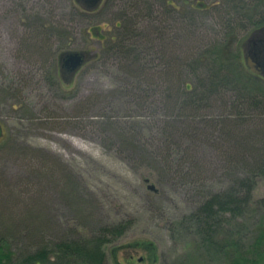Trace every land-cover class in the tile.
I'll return each mask as SVG.
<instances>
[{
  "label": "rangeland",
  "instance_id": "rangeland-1",
  "mask_svg": "<svg viewBox=\"0 0 264 264\" xmlns=\"http://www.w3.org/2000/svg\"><path fill=\"white\" fill-rule=\"evenodd\" d=\"M136 1L148 0H102L97 9L79 7L76 0H0V223L37 219L46 224L39 228L42 234L27 233V227L6 233L7 264H22L41 244L51 250L46 264H59L54 256L58 241L87 238L120 224L124 232L102 244L105 264H228L227 252L219 247L230 235L245 254L264 234V208L257 203L264 198L262 177L254 180L251 200L237 220L227 214L208 229L191 218L201 188H228V168L217 138L203 134L193 147L190 141L166 142L149 53L138 62L147 66V75L137 78L111 52L122 28L124 35L143 34L164 20L156 10L161 14L160 5L154 4L152 13L144 7L132 12L129 6ZM196 1L211 5L215 0ZM245 1L254 4L247 14L257 17L259 0ZM197 18L200 27L195 25L186 48L197 53L199 47L233 39L216 27L215 18ZM175 24L169 33L180 52L183 20L178 17ZM237 25L242 29L233 45L240 49L246 82L257 81L264 94V77L248 59L255 28H246L245 20ZM67 51L95 58L58 77V55ZM124 129L135 137V150L123 144ZM202 129L209 135L208 128ZM164 146L167 154L159 151ZM167 161L175 166L182 161L183 172L188 171L184 165L191 171L195 163L201 180L194 187L174 166L166 170Z\"/></svg>",
  "mask_w": 264,
  "mask_h": 264
},
{
  "label": "trees",
  "instance_id": "trees-1",
  "mask_svg": "<svg viewBox=\"0 0 264 264\" xmlns=\"http://www.w3.org/2000/svg\"><path fill=\"white\" fill-rule=\"evenodd\" d=\"M154 4L160 5L161 14ZM252 5L245 0H215L211 5L198 3L196 0L136 1L129 6L132 12L134 7H144L145 10H150V13L156 9L161 18L164 17L166 22H170L171 28L167 29L166 22L161 20V23L156 26L158 31L151 29L148 33L135 35V32H129L128 35H124L125 29L122 26V34H118L116 39L113 38L117 43L111 47V52L122 64L136 71L134 74L137 78L147 75L145 69L147 66L138 63L142 61L140 58L147 53L149 54L145 56L151 55L153 75L156 79L152 77L150 82L156 88V98L159 100L160 110L163 113L159 123L167 143L171 142L179 146L181 143H176L179 139L190 141L193 147V142L198 141V137L203 134L210 139L217 138L220 142L221 160L229 172L227 175L229 186L221 192H205L199 187L202 190L200 201L191 215L197 226H207L208 229L221 216L228 214L231 220L241 217L251 200L254 180L257 177L264 179L263 86H259L257 81L246 82V73L244 72V75L243 67L241 68L240 49L235 50L233 45L237 29L239 27L242 29V26L238 27V22L245 20L246 28L252 27L255 28L254 30L264 24V0H259L260 8L257 17L247 14ZM174 14L183 20L185 48L180 52L175 45L173 46V39L170 38L171 33H169V30L172 32L171 30L175 29V23L178 20ZM200 14L215 18L216 27H219L221 31L229 32L233 38L231 42L225 43V39L215 41L217 43L211 48H205V51L200 50V47L197 48V53L190 46L186 48V43L191 41V33L195 25L200 27L197 23V16ZM152 22L155 20L153 19L150 24ZM130 35L134 36L132 42H129L132 38H128ZM212 37L217 38V35L213 34ZM125 42H128L132 48ZM138 44L143 47H139ZM202 70L203 76L199 75ZM255 91L257 94H254ZM210 113L215 116L209 118ZM203 127L208 128L209 135L204 132ZM120 133L125 140L122 141L123 144L135 150V137L130 136L131 131L124 129V132L121 130ZM165 147L159 150L163 151V154H167L168 151ZM192 154L188 156V163H192L191 159L194 157ZM180 163L175 166L173 163L170 165L169 162H165L164 166L168 171L174 166L176 172L180 171L181 177L191 178V183L195 187L201 180L197 177V171L193 169L195 163L191 164L192 172L185 165L183 168L188 171L183 172ZM257 203L264 208V198ZM41 223L42 221L37 219H25L18 224L0 223V264H7L10 261L9 253L5 252V248L9 247L6 233L27 227V233L42 234L39 228L42 229L45 222L42 225ZM124 230L125 227L120 224L103 228L97 235L87 238L60 240L55 245L54 256L58 260L55 262L103 264L102 244L107 243L111 237L121 235ZM230 237L219 247L227 252L228 264H264L263 233L259 235L250 252L245 253L248 256L241 253ZM46 246L47 244H41L36 251L27 254L22 264L49 263L48 256L51 250L45 248Z\"/></svg>",
  "mask_w": 264,
  "mask_h": 264
},
{
  "label": "flooded vegetation",
  "instance_id": "flooded-vegetation-1",
  "mask_svg": "<svg viewBox=\"0 0 264 264\" xmlns=\"http://www.w3.org/2000/svg\"><path fill=\"white\" fill-rule=\"evenodd\" d=\"M83 1V2H82ZM102 0H76L77 5L80 7H82V5L84 7H88L89 9H97L98 8V4L101 2ZM255 36V42L253 43V45H251V49L249 48V52L248 53V59H254V63L256 64V69L257 71H261L260 75L264 77V24H261L260 26L257 27V29L255 30L254 33ZM248 49V47H247ZM75 53H79V54H87V57L82 58L80 66L77 67V69L72 68V64L69 61V57L71 56V54H75ZM95 58L94 55H89L88 52L84 53V52H72V51H67V52H63L61 54L58 55V64L59 67H57V76L60 74L62 75L64 72L67 73H72L78 71L79 69H81L90 59ZM59 77V76H58ZM114 259L115 256L113 255ZM106 260L103 257V264H105Z\"/></svg>",
  "mask_w": 264,
  "mask_h": 264
},
{
  "label": "water",
  "instance_id": "water-1",
  "mask_svg": "<svg viewBox=\"0 0 264 264\" xmlns=\"http://www.w3.org/2000/svg\"><path fill=\"white\" fill-rule=\"evenodd\" d=\"M85 57H86V55H84V54H79V53L71 54V56L69 57V61L72 64L71 65L72 68L77 69V67L80 66V63L82 61L81 59L85 58ZM2 132H3V130L0 126V137L2 136Z\"/></svg>",
  "mask_w": 264,
  "mask_h": 264
}]
</instances>
